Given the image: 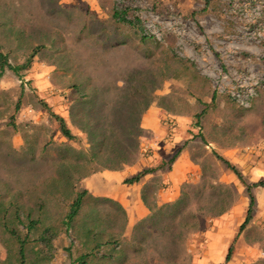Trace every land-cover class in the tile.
I'll return each instance as SVG.
<instances>
[{
    "label": "rangeland",
    "instance_id": "1",
    "mask_svg": "<svg viewBox=\"0 0 264 264\" xmlns=\"http://www.w3.org/2000/svg\"><path fill=\"white\" fill-rule=\"evenodd\" d=\"M129 2L0 0L8 62L22 66L39 48L20 76L6 70L0 77V264H19L9 231L23 236L30 221L37 224L27 264H189L188 235L240 196L236 183H219L221 172L235 175L219 149L264 142V0ZM115 10L128 11L135 25L116 21ZM151 103L171 124L170 136L178 135L167 143L169 160L177 150L189 153L191 183L176 206L151 212L124 237L130 218L105 196L102 185L112 180L102 167L114 166L108 155L119 146H131L128 135L142 133L138 121ZM112 110L121 115L104 127ZM182 117L185 125H172ZM113 126L123 141L101 140ZM238 174L235 182L253 199L264 181L251 185ZM79 192L85 196L66 231L64 216Z\"/></svg>",
    "mask_w": 264,
    "mask_h": 264
},
{
    "label": "crops",
    "instance_id": "2",
    "mask_svg": "<svg viewBox=\"0 0 264 264\" xmlns=\"http://www.w3.org/2000/svg\"><path fill=\"white\" fill-rule=\"evenodd\" d=\"M78 92H82L81 88H78ZM94 101L99 103L100 96L95 95ZM156 109L151 103L142 114L138 121L141 134L132 133L126 137V141H133L130 147L121 145L115 153L108 155L110 163L114 166L102 167L105 176L112 180L102 185L105 196L123 206L130 218L128 229L122 235L124 237H129L134 224L149 216L151 212L158 213L160 209L176 206L181 200V190L191 183L193 161L184 149L177 150L179 155L175 161L169 160L173 150L172 144L170 149L167 148V143L178 135L175 138L174 135L170 136L171 124L165 121L164 116L161 117L160 108ZM112 112L114 114L111 118L100 120L104 127L116 121L118 114L121 115L118 111ZM96 115L100 118L108 117L98 113ZM175 121L172 125H185L186 118H176ZM113 127L115 129L106 128L107 136L101 140L123 141L124 137L118 135L121 129ZM180 130L181 127L177 129ZM149 137L151 138L148 139ZM93 139L98 141V137ZM140 139L144 144L139 146L136 141ZM259 145L260 143L241 144L235 141L230 146L219 149L222 157L228 158L242 178L251 185L264 181V154L260 155V149L257 148ZM141 146L143 149H140ZM144 148L150 149L147 155L143 153ZM146 170H150L149 173L143 175L136 183H125L127 179ZM235 178V175L224 176L220 173L219 183H236L235 187L239 189L240 196L230 209H222V212L215 216H206L203 230L188 235L186 251L189 264H264V183L262 182V187V183L259 188L255 186L252 191L255 196L247 200L243 188L235 182ZM124 193L128 194L127 197L122 196ZM130 213L132 216L129 217ZM248 215V223L240 230ZM198 219L201 220V217L198 216ZM95 256L98 257V254L95 253Z\"/></svg>",
    "mask_w": 264,
    "mask_h": 264
},
{
    "label": "trees",
    "instance_id": "3",
    "mask_svg": "<svg viewBox=\"0 0 264 264\" xmlns=\"http://www.w3.org/2000/svg\"><path fill=\"white\" fill-rule=\"evenodd\" d=\"M132 3L129 2V0H121V4L120 7L121 8H131ZM127 12L128 11H123V10H115L113 11V18H115L116 21L120 22V23H126V24H130L132 26L135 25V23L133 24L132 20L127 16ZM38 47L34 48L31 53H30V57L29 59L26 61L25 64H23L22 66H18V67H14L12 64H10L8 62V58L7 55L3 54L0 48V77L3 75V73L6 70L12 71L13 73H15L17 76L19 75V71L20 70H26L29 69V64L30 61L32 59V57L34 56V54L38 51ZM214 95L212 96V103H214ZM201 105H203L201 103ZM50 111V110H48ZM206 111V106H204V108L201 110V112H199L198 114H196V117L199 119L201 117V115L203 113H205ZM50 115L58 122L59 127H60V131L61 133L68 139H71V134L68 130V128L66 127V124L64 122V120L56 115H54L53 113L49 112ZM174 160V158H173ZM227 164V162H224ZM228 168L231 169V171L238 176V172L237 170H235L234 167L230 166L229 164ZM150 170H146L143 171L142 173H139L138 175L127 179L125 181V183L127 184H133L136 183L143 175L149 173ZM85 196V192H79L75 195L74 199L72 200L69 208H68V212L66 213V215L64 216V220H63V225L66 229V231H69L72 229V224L76 218V216L78 215L81 205H82V200L83 197ZM250 211V210H249ZM250 218V215L247 216L245 222L243 223V225L240 227V230H242L245 225L248 223V219ZM37 221H30L27 225V230L28 233H26L25 235L21 236L19 235L15 230H10L9 233L10 235L17 241V245H18V262L19 264H27L26 263V245L28 243V238H29V232L31 229H33L32 227L36 226ZM228 259V258H227ZM80 264H86V261L84 260H79Z\"/></svg>",
    "mask_w": 264,
    "mask_h": 264
},
{
    "label": "built area",
    "instance_id": "4",
    "mask_svg": "<svg viewBox=\"0 0 264 264\" xmlns=\"http://www.w3.org/2000/svg\"><path fill=\"white\" fill-rule=\"evenodd\" d=\"M257 148L260 149V154H264V142L261 143Z\"/></svg>",
    "mask_w": 264,
    "mask_h": 264
}]
</instances>
